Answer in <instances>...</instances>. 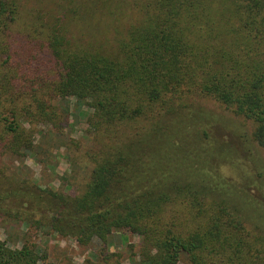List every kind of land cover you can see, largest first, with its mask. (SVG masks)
I'll list each match as a JSON object with an SVG mask.
<instances>
[{
	"label": "trees",
	"instance_id": "16d2710c",
	"mask_svg": "<svg viewBox=\"0 0 264 264\" xmlns=\"http://www.w3.org/2000/svg\"><path fill=\"white\" fill-rule=\"evenodd\" d=\"M134 3V21L106 49L67 37L58 11L36 24L17 0H0V161L23 174L0 186V213L80 246L95 239L104 260L125 230L138 238L135 264H264V203L240 167L223 175L232 143L192 99L248 120L264 150V0ZM71 116L85 124V174L73 184L70 162L69 192L40 188L24 160L52 168L53 149L75 143L63 132ZM46 259L26 237L17 248L0 240V264H53Z\"/></svg>",
	"mask_w": 264,
	"mask_h": 264
},
{
	"label": "rangeland",
	"instance_id": "374dc122",
	"mask_svg": "<svg viewBox=\"0 0 264 264\" xmlns=\"http://www.w3.org/2000/svg\"><path fill=\"white\" fill-rule=\"evenodd\" d=\"M135 1L138 0H109L101 8L86 7L87 0H17L23 21H34L39 24L41 20H46L48 15H54L58 11L64 17L61 22L68 30L67 37L70 35L77 38L83 45L87 43L100 44L106 49L110 48L113 40L134 21L136 15L133 3ZM192 99L194 109L198 110L210 122L208 127L214 131L215 137L221 140L226 139L232 143L234 152L230 156L231 163L224 166L226 171L223 175L226 178L232 174L238 176L236 171L232 173L231 166L240 167L246 174L243 179L249 180L244 186L250 193L260 196L264 203V191H262L264 178L259 186L255 183L259 179L256 177L258 172L264 176V150L257 147L250 139L251 123L230 113L211 99L203 97H193ZM82 120L74 116L67 120L68 123L63 130L64 136L69 140H74L75 143L66 146L60 145L57 149H53L55 160L52 168L45 167L31 157L24 160L28 178L40 188L53 187L65 193L69 192L71 188L66 187L64 178L71 171V163L75 171L73 172L74 178L70 181L73 184L81 181L85 174L81 167L87 164L81 153L87 145L81 138L85 127ZM76 143H78L77 148L73 146ZM67 154L70 161L66 157ZM16 164L17 162L7 159L0 161V171L5 167L4 172H0V186H4L6 179L12 183L10 175L14 172L18 173V176L23 175L17 171ZM233 178L236 182H241L238 178ZM22 200L20 199L18 203L20 204ZM2 206L3 208L12 207L10 199H6ZM23 209L28 213L33 207L26 202ZM33 212L38 216L36 210ZM25 237L27 240L33 241L40 252L44 250L47 255L46 261L53 264H135L137 259L133 253L138 238L128 231L123 230L112 234L104 254L111 253L113 255L104 260V256L99 253L100 243L95 239H92L87 246H80L70 236H60L50 231H36L23 223L6 218L0 213L1 241H6V244L11 248H17ZM177 264L186 263L180 261Z\"/></svg>",
	"mask_w": 264,
	"mask_h": 264
}]
</instances>
